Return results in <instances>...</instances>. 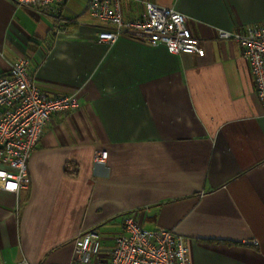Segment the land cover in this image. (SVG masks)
Returning <instances> with one entry per match:
<instances>
[{"label":"crops","instance_id":"crops-1","mask_svg":"<svg viewBox=\"0 0 264 264\" xmlns=\"http://www.w3.org/2000/svg\"><path fill=\"white\" fill-rule=\"evenodd\" d=\"M145 2L184 14L204 54L98 42L87 0L60 2L58 32L0 0V75L26 58L48 96L79 103L44 126L26 187L0 180V264H67L85 230L107 249L128 213L182 235L190 264H264V109L238 43L218 38L264 24V0H120L124 18Z\"/></svg>","mask_w":264,"mask_h":264},{"label":"built area","instance_id":"built-area-1","mask_svg":"<svg viewBox=\"0 0 264 264\" xmlns=\"http://www.w3.org/2000/svg\"><path fill=\"white\" fill-rule=\"evenodd\" d=\"M15 1L49 19L54 31L63 29L66 20L59 8L62 0ZM87 10L94 21L107 26L98 32V42L112 43L119 36H127L149 45L163 44L171 53L204 54L200 41L187 28L186 16L172 8L145 2L141 16L131 19L124 18L120 0H87ZM218 38L238 43L264 109V24L219 31ZM78 105L72 94L48 96L36 83L28 60H13L7 72L0 75V180H12L16 189L26 187L27 162L44 126L53 113L76 109ZM106 157L107 151H94V162L103 163ZM67 264H190V260L182 235L161 226L144 228L136 213H128L121 233L107 249L102 248L95 230L79 232L73 239Z\"/></svg>","mask_w":264,"mask_h":264}]
</instances>
